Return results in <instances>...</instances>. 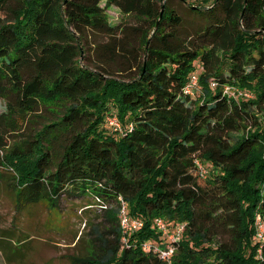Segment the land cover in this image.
I'll use <instances>...</instances> for the list:
<instances>
[{"label":"trees","instance_id":"1","mask_svg":"<svg viewBox=\"0 0 264 264\" xmlns=\"http://www.w3.org/2000/svg\"><path fill=\"white\" fill-rule=\"evenodd\" d=\"M170 1L0 0V181L13 173L19 211L87 194L110 208L112 228H94L71 264H264V0H198L208 22L186 43ZM111 7L142 23L134 39ZM88 31L111 40L103 62L120 55L134 77L83 65ZM199 67L201 92L185 95ZM43 110L54 118L25 134ZM122 208L142 226L124 234ZM157 219L186 225L169 261L143 250L168 242Z\"/></svg>","mask_w":264,"mask_h":264},{"label":"rangeland","instance_id":"2","mask_svg":"<svg viewBox=\"0 0 264 264\" xmlns=\"http://www.w3.org/2000/svg\"><path fill=\"white\" fill-rule=\"evenodd\" d=\"M197 1L186 0V3L181 0L170 1L175 14L182 19V25L177 29V33L185 43L208 22L207 18L191 11V5ZM101 5L105 6V0H102ZM106 14L111 24L132 28L133 30L128 32L129 38H135V29L142 23L134 16L123 15L115 7L107 8ZM121 39L122 35H118L115 40ZM133 39L129 41V46L134 45ZM110 41L109 37L101 33L88 31L87 50L81 55L82 64L94 70L96 65L103 66L118 79L134 77L135 70L130 69L131 63L122 59L120 55L108 61V64L103 62L106 51H102L100 47ZM240 98L252 99L238 97ZM5 106L6 101L0 99V110L4 111ZM54 116L47 110L38 112L25 125V134L33 135ZM19 139L14 136L10 145ZM3 173L4 180L0 181V264H71V257L84 256L90 251L89 242L93 237L94 228L99 227L100 230L112 228L107 218V211L110 208L101 206L91 194L78 198L63 196L56 210H51L46 202L17 210L14 191L11 188L13 173L10 170H3ZM118 218L121 224L120 214Z\"/></svg>","mask_w":264,"mask_h":264},{"label":"built area","instance_id":"3","mask_svg":"<svg viewBox=\"0 0 264 264\" xmlns=\"http://www.w3.org/2000/svg\"><path fill=\"white\" fill-rule=\"evenodd\" d=\"M201 67L190 75L188 84L184 88V94L194 97L196 93L201 92V86L199 84V75L201 71ZM217 84H212V88H216ZM224 93L229 97H233L238 99V97H250L252 95L248 92H242L239 89L226 87ZM106 122L108 127H110L114 131L122 132V126L120 121L116 116H108L106 118ZM203 175L206 173L204 170L202 171ZM121 218V227L124 230V234H128L130 230L137 229L142 226V223L131 221L129 216L126 213L125 208H122L120 212ZM157 229L164 233L168 234V242L164 245H159L154 242H147L143 246V250L145 252H153L158 255L163 261H169L170 258L174 255L176 246L175 243L178 241L179 237L183 233L185 229V224H181L178 226L173 233H169L168 226L163 219H157L155 221ZM256 240L258 242H264V217L258 216L256 221Z\"/></svg>","mask_w":264,"mask_h":264},{"label":"water","instance_id":"4","mask_svg":"<svg viewBox=\"0 0 264 264\" xmlns=\"http://www.w3.org/2000/svg\"><path fill=\"white\" fill-rule=\"evenodd\" d=\"M163 11V10H162ZM157 26H158V24H157Z\"/></svg>","mask_w":264,"mask_h":264}]
</instances>
